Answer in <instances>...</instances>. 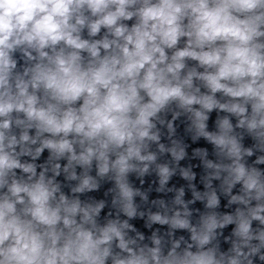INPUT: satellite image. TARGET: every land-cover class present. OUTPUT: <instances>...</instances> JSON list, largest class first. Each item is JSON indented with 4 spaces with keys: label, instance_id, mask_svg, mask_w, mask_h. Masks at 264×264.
Returning <instances> with one entry per match:
<instances>
[{
    "label": "clouds",
    "instance_id": "1",
    "mask_svg": "<svg viewBox=\"0 0 264 264\" xmlns=\"http://www.w3.org/2000/svg\"><path fill=\"white\" fill-rule=\"evenodd\" d=\"M0 264H264V0H0Z\"/></svg>",
    "mask_w": 264,
    "mask_h": 264
},
{
    "label": "water",
    "instance_id": "2",
    "mask_svg": "<svg viewBox=\"0 0 264 264\" xmlns=\"http://www.w3.org/2000/svg\"><path fill=\"white\" fill-rule=\"evenodd\" d=\"M222 115V113H221ZM217 117V112L216 111H213L211 114H210V119H209V129H214V121ZM189 143H191V141H189ZM245 143L248 144L250 143V141H248L247 139L245 140ZM198 147H202V148H206L209 152V159H215V157L212 155V146L210 144H208L206 141L204 140H200L199 142L197 143H194V144H191V147L188 149L189 151V154L191 155L192 153V150L195 149V148H198ZM45 155H47V153H45ZM192 164L195 166L193 168V170L197 173V176H196V180L193 181V183L196 185V189L198 191H201L203 192L204 191V185L201 183V176H202V168L199 166L200 165V161L198 158H194L192 161ZM182 165H186L188 163V161H182L181 162ZM79 171V170H78ZM94 174V173H93ZM60 179H63L62 177ZM133 183L135 184L136 187H141L142 190H149L148 194H149V201H152V200H157V199H170L174 194L173 193H168L166 196L164 193H157L155 191V188L158 187V183H154V177H147V178H144L145 179V182L141 185V180L135 176H132L130 178ZM219 182L218 181H213V184L214 185H217ZM175 186V188H180V187H185V200H192L193 199V196H192V192L190 190H188L187 188V182L185 180H183L182 178H180L179 176H175L173 177V179L170 181L168 187H173ZM107 187L108 185L106 184H103L102 183V187L98 190V191H95V192H92V193H89L88 195L92 196V197H95L97 199H101V198H106V192H107ZM239 188V185H237V188L236 189H233V193H235ZM65 191H67V189H65ZM220 200H221V205H220V208H219V211L222 212V213H230L233 211L234 207H226L227 205V200L226 198L221 195L220 196ZM137 202H139V198H137ZM189 209L193 212V223H196L197 220H198V217H199V214L203 213L205 211V208H204V205L203 203H201L199 200L195 201V203L193 204H190L189 205ZM107 211V210H105ZM105 215L104 212L101 213V216L103 217ZM136 227L140 230V231H145V226H144V221L143 220H140V219H137L136 221L133 222ZM167 226H164L162 231L163 230H166ZM229 231H230V228L229 229H225L224 230V235H228L229 234ZM187 233L184 232V231H180V230H177V232L175 233V236L176 238H179L180 236H185V238H187ZM224 248H227L228 245L224 244L222 245Z\"/></svg>",
    "mask_w": 264,
    "mask_h": 264
}]
</instances>
